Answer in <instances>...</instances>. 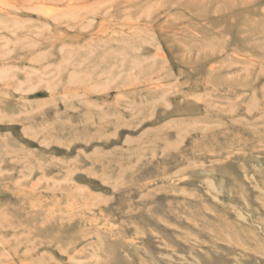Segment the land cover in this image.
Instances as JSON below:
<instances>
[{
    "label": "rangeland",
    "instance_id": "1",
    "mask_svg": "<svg viewBox=\"0 0 264 264\" xmlns=\"http://www.w3.org/2000/svg\"><path fill=\"white\" fill-rule=\"evenodd\" d=\"M0 264H264V0H0Z\"/></svg>",
    "mask_w": 264,
    "mask_h": 264
}]
</instances>
